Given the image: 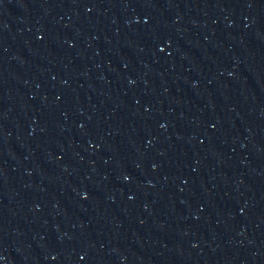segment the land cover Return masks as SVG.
I'll return each instance as SVG.
<instances>
[{"label":"water","instance_id":"95a60500","mask_svg":"<svg viewBox=\"0 0 264 264\" xmlns=\"http://www.w3.org/2000/svg\"><path fill=\"white\" fill-rule=\"evenodd\" d=\"M0 264H264V0H0Z\"/></svg>","mask_w":264,"mask_h":264}]
</instances>
